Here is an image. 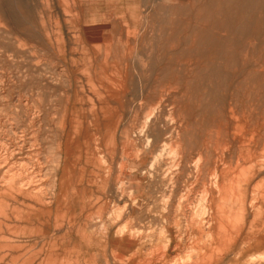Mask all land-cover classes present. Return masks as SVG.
<instances>
[{
  "label": "rangeland",
  "instance_id": "1",
  "mask_svg": "<svg viewBox=\"0 0 264 264\" xmlns=\"http://www.w3.org/2000/svg\"><path fill=\"white\" fill-rule=\"evenodd\" d=\"M19 1L28 8L0 0V179L37 185L41 211L21 224L8 202L3 238L35 226L38 240L50 235L92 264H264V0ZM22 9L35 42L13 28ZM71 114L82 150L88 130L97 157L107 130L95 116L115 122L111 166L98 157L108 181L115 168L114 185L103 198L85 186L79 194L108 201L101 230L89 217V243L79 237L77 193L56 200L49 191L60 187L64 165L80 169L63 154L74 139ZM200 153L204 174L195 182L189 172ZM81 158L86 184L99 173ZM21 245L12 261L0 253V264H37L30 256L41 245Z\"/></svg>",
  "mask_w": 264,
  "mask_h": 264
},
{
  "label": "bare ground",
  "instance_id": "2",
  "mask_svg": "<svg viewBox=\"0 0 264 264\" xmlns=\"http://www.w3.org/2000/svg\"><path fill=\"white\" fill-rule=\"evenodd\" d=\"M199 39V38H198ZM213 39V38H212ZM201 41V40H200ZM199 41V42H200ZM127 74V73H126ZM125 75V74H124ZM129 76V75H128ZM132 77V76H131ZM130 77V78H131ZM116 78V77H115ZM124 78V77H123ZM126 78V77H125ZM127 80V79H126ZM179 80V79H178ZM123 81V80H122ZM178 84V82H177ZM182 84V82H181ZM3 85V84H2ZM119 86V84H118ZM103 87V86H102ZM116 87V86H115ZM196 88V87H195ZM112 89V88H110ZM191 90V89H190ZM111 91V90H110ZM194 91V89H193ZM213 91V90H212ZM119 92V89H118ZM153 93V92H152ZM151 93V94H152ZM206 93V92H205ZM104 94V93H103ZM108 94V93H107ZM212 95V94H211ZM112 96V93H111ZM110 96V97H111ZM182 99V98H181ZM185 99V98H184ZM120 100V99H119ZM111 101V100H110ZM183 101V100H182ZM114 102V101H113ZM117 102V101H116ZM121 102V101H120ZM119 103V102H118ZM120 104V103H119ZM192 104V103H191ZM2 117V116H1ZM0 117V118H1ZM148 119L146 121L149 120V117H147ZM4 120V119H3ZM4 122V121H3ZM2 122V123H3ZM114 127L115 122H111L108 124V126L110 127ZM7 126V125H6ZM66 126V125H64ZM12 127V126H11ZM104 127H107V124L104 125ZM8 128V127H7ZM6 128V129H7ZM108 128V127H107ZM5 129V130H6ZM9 129V128H8ZM10 130V129H9ZM1 131V130H0ZM7 131V130H6ZM15 131V130H14ZM13 131V132H14ZM22 132V130H21ZM109 132V131H108ZM12 133V132H11ZM17 132H15L16 134ZM185 133V132H184ZM4 134V133H3ZM14 134V135H15ZM21 134V133H20ZM183 134V133H182ZM111 135V134H109ZM3 136V135H2ZM5 136V135H4ZM3 136V138H4ZM10 136V135H9ZM13 136V135H11ZM1 137V136H0ZM8 137V136H7ZM112 137V136H111ZM9 138V137H8ZM7 139V138H6ZM5 139V140H6ZM21 139V138H20ZM95 140V139H94ZM15 141V140H14ZM18 141V140H17ZM112 141V140H111ZM2 142V141H1ZM4 142V141H3ZM74 142L75 139L71 138V141L66 142L64 145V159L65 162L68 160V162H71L73 164L75 163H80V158L83 156V159L85 160L87 157L91 158V160H94V154L92 153V151H80V150H76L75 148H72L74 146ZM7 143V142H6ZM13 143V142H12ZM15 143V142H14ZM13 143V144H14ZM2 144V143H1ZM4 144V143H3ZM109 144V143H108ZM6 145V144H5ZM15 145V144H14ZM13 145V146H14ZM22 145V144H21ZM188 145V143H187ZM190 145V144H189ZM16 146V145H15ZM19 146V145H18ZM7 147V146H6ZM12 147V145H11ZM186 147V146H185ZM184 147V148H185ZM14 148V147H13ZM21 148V147H20ZM29 149V148H28ZM108 149V148H107ZM111 151L109 152L107 150V153L112 154V159H113V153H114V147L112 145L111 142ZM2 151V150H0ZM19 151V150H18ZM98 151V150H97ZM96 151V153H97ZM5 152V151H3ZM10 152V151H9ZM17 152V150H16ZM36 152V151H35ZM101 155V162H106V158L104 156V154L102 153V151L99 153ZM12 155V153H11ZM97 155V154H96ZM99 155V156H100ZM4 156V155H3ZM98 156V157H99ZM6 157V156H5ZM10 157V155H9ZM97 157V156H96ZM4 158V157H2ZM27 158V156H26ZM1 159V158H0ZM25 159V158H24ZM63 159V158H62ZM82 159V158H81ZM5 160V159H4ZM26 160V159H25ZM31 160V159H29ZM83 160V161H84ZM103 160V161H102ZM202 157H201V153L199 154L197 160L191 165V167L193 168V170L191 169V171L189 173L192 174V177L194 178V181H199V179H201L203 177V170H201V165L203 163H201ZM2 161V160H1ZM96 161V159H95ZM6 162V161H5ZM4 162V163H5ZM35 162V161H34ZM37 162V161H36ZM97 162H98V158H97ZM25 163V162H24ZM32 163V162H31ZM208 163V160L205 164ZM12 164V163H11ZM20 164V163H19ZM14 165V164H13ZM21 165V164H20ZM32 165V164H31ZM34 165V164H33ZM17 166V165H16ZM23 166H26L23 165ZM29 166V165H28ZM36 166V165H35ZM206 166V165H205ZM2 167V166H0ZM11 167V166H10ZM15 168V166H14ZM33 168V167H32ZM172 168H173V164L171 163L170 166H168V168L166 169V174L169 175L172 172ZM16 169V168H15ZM20 169V168H19ZM31 169V167H30ZM203 169V166H202ZM7 171V170H6ZM16 171V170H15ZM18 171V170H17ZM16 171V172H17ZM24 171V170H23ZM29 171V168H28ZM31 171V170H30ZM183 171V170H182ZM8 172V171H7ZM10 172V170H9ZM8 172V173H9ZM19 172V171H18ZM17 172V173H18ZM26 172V171H25ZM6 173V172H5ZM13 173V172H12ZM11 173V174H12ZM21 173V171H20ZM30 173V172H29ZM217 173V172H216ZM221 173V172H220ZM7 174V173H6ZM15 174V173H14ZM24 174V173H23ZM35 174V173H34ZM17 175V174H16ZM15 175V176H16ZM21 175V174H20ZM184 175V174H183ZM12 176V175H11ZM14 176V175H13ZM12 176V177H13ZM19 176V174H18ZM36 176V175H35ZM190 176V175H189ZM221 176V175H220ZM31 178V177H30ZM30 180L31 182V179ZM172 179V176L170 177ZM220 178V177H218ZM11 178L6 177L3 175V177H1L0 179V211L2 210V208L4 207V205H6L8 202H14V205L16 204V206H14V210L16 212L15 216H13L12 212L11 215L12 217L17 221H20L21 224L24 223H29V212L33 211V215L35 218L38 217V212H40V207H41V202H40V198L38 197V195L41 193V189L37 186V185H32L31 187H29V183L28 182H19L17 184L14 183V180H10ZM14 179V177H13ZM27 180V181H28ZM43 180V179H42ZM40 182V181H39ZM60 187L57 189H51L50 194L52 199H56L58 200L59 197L67 199V197L71 194H75L77 193L78 197L80 196L79 194L83 191L81 188V182H82V178L79 176L78 171H74L71 170L70 168H68L66 165L63 166L62 168V176L60 178ZM103 183H105V180L103 181ZM220 187V185L218 186ZM216 190V189H215ZM214 191V190H212ZM131 192V191H130ZM188 193V192H187ZM186 195V194H185ZM184 195V196H185ZM186 197V196H185ZM188 197V196H187ZM80 201L81 203H83V205L80 207V213L79 215H84L83 219H84V224L82 223L83 227H82V232L79 236L80 239H82L84 242L89 243V238L88 235L85 233L87 230V226H88V221H89V217H91L93 214H95V216L98 218L96 219V221L94 222V224L98 223V228L102 229L103 225H104V215H108L109 213V206H108V201L107 198L105 199H100V198H96V200H93L91 197L89 198L88 196V201H84V199L81 197ZM16 201H19L16 203ZM182 201V200H180ZM51 203V202H50ZM89 204H93L95 207L94 211H91L90 208L88 207ZM214 205H212L213 207ZM57 208V207H56ZM88 209V212H84V210ZM217 208V207H214ZM12 210V208H11ZM48 211L50 209H47ZM55 210V209H54ZM213 210V209H212ZM57 212V211H56ZM83 212V213H82ZM116 212V211H115ZM219 212V211H217ZM9 215V214H8ZM213 215H215L213 213ZM219 215V214H218ZM6 216V214L4 215V217ZM77 215L74 216V220L76 218ZM217 216V215H216ZM212 212L210 209H207L205 211V218H204V223L207 227H211V221H212ZM1 219V218H0ZM120 217L118 213H115V217L114 220L115 221H119ZM216 220V219H215ZM80 221V220H79ZM217 222V221H216ZM80 223V222H79ZM218 223V222H217ZM219 224V223H218ZM11 226V225H10ZM215 226V225H214ZM217 226V225H216ZM215 226V227H216ZM212 228V229H216V228ZM12 228V227H11ZM17 228V227H16ZM79 229V228H78ZM100 229V230H101ZM3 229H1L0 227V253L3 254L2 255V259L4 258H8L10 261L13 260V251L12 248L13 247H18L23 246L21 245L22 243L28 242L30 244H32V246H36V245H41V249L32 254L30 257H37L38 259L35 260L37 262V264H92L93 259H91L92 256H90V258L88 257H80V261H79V256H83L80 251L78 253L77 256H73L72 257V251L71 249H68L67 247H65L64 249H61L60 247V243L57 241V239H54V237H51L50 235H47V238H43L38 240V237L43 233L41 229H39L38 227H24L22 229V231H18L17 234L13 235L15 240H11V239H4L3 237L5 236L2 231ZM17 230V229H16ZM88 231V230H87ZM107 231V230H106ZM123 229H117L115 231L116 234L118 233H122ZM44 234V233H43ZM107 234V233H106ZM105 235V234H104ZM100 236V235H99ZM10 238V237H9ZM105 238V237H104ZM45 239V240H44ZM120 239V238H119ZM98 241H100L98 239ZM260 244V243H259ZM48 247V250H44L45 247ZM1 248H5L4 250H1ZM87 253V252H86ZM23 256H26V254L24 253Z\"/></svg>",
  "mask_w": 264,
  "mask_h": 264
},
{
  "label": "crops",
  "instance_id": "3",
  "mask_svg": "<svg viewBox=\"0 0 264 264\" xmlns=\"http://www.w3.org/2000/svg\"><path fill=\"white\" fill-rule=\"evenodd\" d=\"M189 1V0H188ZM21 1L19 0H6V6H15V7H21V8H28V4H22L20 3ZM11 22L14 23L13 25V28L16 30H20L21 31V35L22 36H25L28 41L30 42H35L37 41V39L39 38L38 37V34L37 32L35 31V28L34 26H32V22H31V17L29 15V11H25V10H21V13H20V16H16V17H12L11 18ZM106 53V52H105ZM102 117V119H100ZM101 117H98V116H95L96 118V122L100 125L103 126V128H105V130H107V133L106 131L104 132L103 131V136L101 138V143H102V152H104V156L108 162V166L110 167L111 166V160H112V154L110 153H107V150L110 152L111 150V142H113L114 137H115V130H114V127L111 129V132L109 131L108 132V128H111V125L110 127L108 126L109 123L113 122L111 121V117H108L106 120H105V116L104 114H101ZM107 124V127H104V125ZM69 128L72 132V135L74 136V139H75V142H74V146L72 148H75L76 150H80V151H92V153L94 154V160H91V158L87 157L84 161H83V164H88V163H92L94 165V168L97 169V172L99 173L98 177H95V178H87L88 180H91L89 181L88 183H81V187L85 186L86 189H88L91 193H92V196L95 198V197H101L103 198V192L105 191V189H103L104 187L106 188L107 185L109 184V186H113L114 185V181L111 180L113 179L112 176H115L116 173H115V168H113L112 170V176H111V179L108 181V179H106V174H107V170L105 168L104 165H99L98 162H97V158L96 157V153H94L93 151V148L90 147L89 145V141L88 139L90 138V131L88 130H85V135H84V140H83V146H84V149L82 150V144L79 140L80 138V131H81V122L78 120V116L75 115V114H71L70 118H69ZM114 130V131H113ZM92 134V132H91ZM111 134V135H109ZM93 135V134H92ZM95 135V134H94ZM112 136V137H111ZM95 139V141L98 140L97 136L93 138V140ZM112 140V141H111ZM109 143V144H108ZM108 148V149H107ZM83 157H86V156H83ZM116 158V156L114 157ZM96 159V161H95ZM109 159H111L110 161H108ZM82 163V162H81ZM81 163H78L77 165V169H79L78 171V174H80L82 176V170H83V165ZM114 167V165H113ZM77 171V170H75ZM111 173L109 175H111ZM83 178V176L81 177ZM102 180H106V184L101 182ZM108 186V187H109Z\"/></svg>",
  "mask_w": 264,
  "mask_h": 264
}]
</instances>
